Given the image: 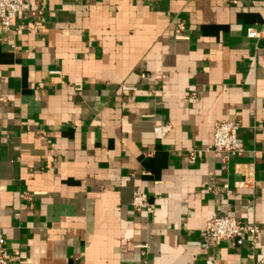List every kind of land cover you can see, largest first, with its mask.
<instances>
[{
  "label": "crops",
  "instance_id": "crops-1",
  "mask_svg": "<svg viewBox=\"0 0 264 264\" xmlns=\"http://www.w3.org/2000/svg\"><path fill=\"white\" fill-rule=\"evenodd\" d=\"M233 119L242 153L208 150ZM214 214L261 233L206 248ZM0 231L11 264H264V0H32L0 34Z\"/></svg>",
  "mask_w": 264,
  "mask_h": 264
},
{
  "label": "built area",
  "instance_id": "built-area-1",
  "mask_svg": "<svg viewBox=\"0 0 264 264\" xmlns=\"http://www.w3.org/2000/svg\"><path fill=\"white\" fill-rule=\"evenodd\" d=\"M32 0H0V34L11 29L13 20L21 12L31 8ZM179 26L177 38H183ZM127 89V88H125ZM241 123L238 119L223 120L215 125L211 147L208 150L214 153H224L227 156L240 155L243 151V143L238 139V130ZM194 157V152H191ZM133 206L137 210H151L152 205L148 196L141 190L135 192ZM261 233L258 225H248L232 216L214 214L207 222L203 237L204 247L218 246L223 241L233 240L243 234H248L256 242ZM12 257L7 248L6 240L0 231V264H11Z\"/></svg>",
  "mask_w": 264,
  "mask_h": 264
}]
</instances>
